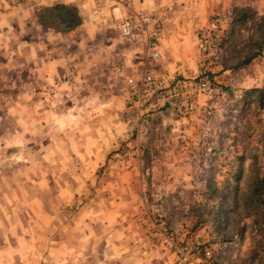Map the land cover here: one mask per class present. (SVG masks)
I'll list each match as a JSON object with an SVG mask.
<instances>
[{
	"label": "crops",
	"instance_id": "1",
	"mask_svg": "<svg viewBox=\"0 0 264 264\" xmlns=\"http://www.w3.org/2000/svg\"><path fill=\"white\" fill-rule=\"evenodd\" d=\"M237 2L0 0V264H20L28 254L36 262L50 259L48 249L62 238L61 246L70 247L65 235L55 237L58 227L80 233L79 259L86 264L100 263L101 256L129 260V240L146 233L141 200L161 199L166 178L160 155L126 166L113 159L130 131L126 79L139 81L146 73L163 79L179 63L195 64V31L216 12L228 15ZM133 13L162 19L157 60L144 40L119 35L117 24ZM9 145L12 153L5 156ZM5 158L16 165L13 176ZM6 174L17 183L13 190H7ZM15 191L23 203L9 212L1 198ZM40 193L50 195L44 200ZM60 212L68 214L63 222L55 218ZM75 214L79 219L72 222ZM14 215L20 220L16 239L7 234Z\"/></svg>",
	"mask_w": 264,
	"mask_h": 264
},
{
	"label": "rangeland",
	"instance_id": "2",
	"mask_svg": "<svg viewBox=\"0 0 264 264\" xmlns=\"http://www.w3.org/2000/svg\"><path fill=\"white\" fill-rule=\"evenodd\" d=\"M237 3L236 7L245 4L241 8L264 16V0ZM236 7L229 8L228 15L215 11L217 16L195 31V64L180 67L179 63L162 79L164 101L148 111L149 126L140 133L129 131L127 146L114 153L115 163L125 166L132 160H146L147 155H160L162 178L166 179L161 199L146 195L141 200L140 224L146 233L129 240L132 245L125 249L129 260L120 263L101 256L98 264H264V199L260 195L264 185V109H259L255 96L244 94L251 89L264 92V47L260 57L242 64L253 51L251 43L258 40V34L252 24L231 32L229 19ZM216 20L218 26L214 25ZM200 35L210 41L205 52L198 47ZM201 82L212 87L211 95L194 96ZM177 86H184V92L179 93ZM12 147L3 148L5 156L12 153ZM12 160L4 159L6 173L11 176L16 166L9 165ZM15 186L17 183L7 175V190ZM38 188L39 192L43 189L40 184L32 190ZM18 189H22L20 185ZM16 194H7L13 195L12 199L6 195L1 198L5 205L8 203L9 212L23 203ZM40 194L44 200L50 195ZM55 218L63 222L68 214L60 212ZM69 219L74 222L79 217L75 214ZM19 222L14 215L7 231L15 239ZM54 235H65L71 242L70 247L63 248L62 238L48 249L54 262L45 256L36 262L28 254L18 260L20 264H86L79 259L80 233H64L58 227ZM170 238L173 248L166 245Z\"/></svg>",
	"mask_w": 264,
	"mask_h": 264
},
{
	"label": "built area",
	"instance_id": "3",
	"mask_svg": "<svg viewBox=\"0 0 264 264\" xmlns=\"http://www.w3.org/2000/svg\"><path fill=\"white\" fill-rule=\"evenodd\" d=\"M215 26L219 25V20L214 22ZM119 35L128 42H136L144 40L147 43V50L150 53L152 60H157L159 54L156 52V45L160 39L163 29L162 19L158 15L133 13L122 18L117 24ZM210 41L205 36L200 35L198 47L205 52L208 50ZM117 72H121L118 68ZM165 81L161 78H156L151 74H144L139 80L135 81L132 78L126 79V84L129 87L128 91V107L131 109L129 117V130L139 133L149 126V120L146 118L150 108L162 103V91L165 90ZM179 93L184 92V86H177ZM213 93L212 87L201 82L194 89V96H209ZM140 123L137 126L136 124ZM136 128V129H135ZM169 248H173V239L166 241ZM186 261V258H183Z\"/></svg>",
	"mask_w": 264,
	"mask_h": 264
},
{
	"label": "trees",
	"instance_id": "4",
	"mask_svg": "<svg viewBox=\"0 0 264 264\" xmlns=\"http://www.w3.org/2000/svg\"><path fill=\"white\" fill-rule=\"evenodd\" d=\"M229 23L232 27L231 32H233L234 28L245 27L248 24H252L251 26L258 34V40L251 43L253 51L245 57L242 64L247 65L256 58L260 57L264 47V16H259L255 10L248 7H236L231 12ZM263 93L264 92H262L260 89H251L246 91L244 94L255 96L256 104L259 109H264ZM260 192L261 197L264 199V185L262 186Z\"/></svg>",
	"mask_w": 264,
	"mask_h": 264
}]
</instances>
